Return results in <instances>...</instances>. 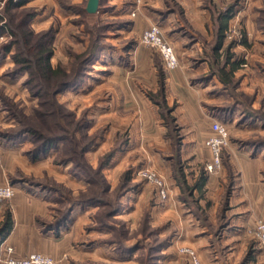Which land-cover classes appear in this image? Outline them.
I'll use <instances>...</instances> for the list:
<instances>
[{
    "label": "rangeland",
    "instance_id": "rangeland-1",
    "mask_svg": "<svg viewBox=\"0 0 264 264\" xmlns=\"http://www.w3.org/2000/svg\"><path fill=\"white\" fill-rule=\"evenodd\" d=\"M87 1L26 0L23 6L9 13H4L0 5V14L5 16L17 35V44L4 54L2 46L14 37L0 34V57L8 56V64H3L0 69V188L8 185L14 190L12 197L0 200V229L6 213L11 217L9 232L14 225L9 202L16 191L28 194L40 190L61 200L57 202L53 223L57 212L68 207L91 211L78 223L74 241L62 257L65 264H264V245L256 235L257 223L264 224V152L256 149L264 146L254 144L264 139V130L254 127L255 120L244 122L242 119L243 111L264 117L260 100L253 108V96L244 94L240 85H230L224 94L210 97L216 101L210 104L211 107H219L216 111L226 105H235L226 117L223 114L218 116L210 108V128L213 121L224 125L228 131L227 142L220 151V166L214 171L207 170L211 156L205 165L193 164L187 154L182 155V159L178 157L187 185L192 187L201 179L203 182L200 188L192 191L199 207L195 209L198 213L203 212V219L196 217L193 207L190 208L192 215L180 214L167 204V198L158 196L155 186L138 174L144 169L158 172L159 163L163 162L161 158L167 154L172 163L175 161L173 139L164 119L160 115L159 124L167 131L162 138L155 135L152 126L146 135L138 134L134 136L137 140H131L127 122L119 121L112 112L115 106L109 74L103 78L100 76L101 71H110V60L102 49L124 50L126 45L134 44L133 40L116 36L117 28L123 26L117 20L101 15L99 11L94 15L86 13ZM236 6L240 7L238 0H225L215 8L214 14L227 17L222 49L218 54L223 55L225 48L229 47L238 69L257 63L248 60L247 55L258 52L259 35L264 36V10L260 12L264 9V0L257 10L253 7L248 11L249 18L255 19L253 26L238 21H231L228 25ZM29 14L33 15L30 19L27 18ZM155 25L159 28L157 21ZM27 30L32 33L28 39L24 37ZM211 31L214 33V25ZM45 34L52 49L51 66L63 67L67 71L65 80L73 79L80 71L76 84L58 94L52 93L47 84L32 78L29 73L11 74L19 68L13 62V55L19 51L28 52L38 36ZM214 41L213 34L210 48L207 47L209 51L204 52L210 65L213 63L211 46ZM93 42L98 44L96 56L82 70L83 59L88 57ZM238 46L245 49L242 56L236 53ZM146 48L152 50L154 82L146 71L141 72L131 65L129 56H125L123 65L133 69L129 71L131 82L152 100L160 85H164L168 70L164 69L158 52ZM21 55L28 56V53ZM258 89L262 90L258 97L264 102V85H259ZM224 100L227 102H220ZM240 102L241 106L237 104ZM168 108L177 136L180 139L183 135L184 145L188 147V127L176 121L172 115L173 107ZM25 127L40 130L44 137L64 138L62 144L66 151L41 156L37 161L42 164L33 166L34 161L28 155L34 146L31 139L9 143L4 138ZM249 155L256 156L257 160L249 162ZM64 160L70 162L64 163ZM172 165L174 175L175 165ZM161 179L164 181L163 177ZM100 183L106 189L103 194L99 192ZM91 189L96 190V199L117 207L112 218H105L111 212L110 206L75 202L82 200L81 195ZM91 196L94 193L88 195ZM182 209L187 208L182 206ZM6 236L0 238V245L4 248Z\"/></svg>",
    "mask_w": 264,
    "mask_h": 264
},
{
    "label": "crops",
    "instance_id": "crops-1",
    "mask_svg": "<svg viewBox=\"0 0 264 264\" xmlns=\"http://www.w3.org/2000/svg\"><path fill=\"white\" fill-rule=\"evenodd\" d=\"M224 1L171 0L172 3H168L167 0H100L98 11L102 13L101 15L110 16L123 24L115 31L116 36L129 38L134 43L126 45L124 50L103 48V54L110 60V71H101L102 74H100L102 78L109 74L110 85H113L112 100L115 106L112 112L118 116L119 121L127 122L126 128H129L131 140H137L135 135H146L152 126L155 135L161 136V138L167 132L166 128L164 129L159 124L161 119L158 107L140 89L135 87L133 81L131 82V74H129L131 72L129 71H133V69L129 70V66L125 68L123 65L126 63V60L123 59L127 58L125 56H129L131 65H134L136 70L146 71L152 81H155L152 50L144 47L139 40L142 32L151 25H155L157 21L164 41L171 45L177 59V68L167 71L165 76L163 85L165 102L168 107H173L172 115L176 121L179 120L182 122V126L185 124L184 127H188L186 135L190 137V141H188L190 145L186 147L183 135L180 136L177 154L180 159H182V155L187 154L193 164L205 165L208 163L210 153L204 143L210 136V108L214 111L219 108L211 107L210 104H215L216 101L210 97L215 98L219 93L224 94L227 88L224 87L218 76L211 72L210 60L204 52L210 48V40L214 34L211 31L214 21L210 6L218 8ZM261 2L262 0H238L240 7L236 6L234 14L228 20V25L231 21H238L245 26H253L255 19L254 17L250 19L251 14L248 11L253 10V7L257 10ZM170 4L174 5L171 9ZM221 21L223 24L224 18H221ZM139 24L141 29H138L140 28ZM258 41L260 43V46H256L258 52L247 55V57L249 56L248 60L257 63L250 64V67H240L233 72L234 83L240 85V90L244 94L253 96V108L259 100L262 104L261 107L264 106V102L258 97L262 93L258 86L264 85V36L259 35ZM244 50V47L238 46L236 53L242 56ZM123 51L125 55H123ZM208 51L207 53H210ZM3 64H8L7 55L0 57V69L1 66H4ZM106 64L108 63L104 65ZM237 104L241 106L242 103ZM221 109L222 107L220 111H216L218 116L223 114ZM214 123L218 122L213 121L211 126ZM255 123L256 129L264 130L262 119L258 118ZM170 149L169 145L168 152ZM256 150L264 152V148ZM165 157L161 158L163 162L160 161L158 172H155L160 173L164 178L168 192L167 204L172 205L180 214L186 212L192 215L190 208L180 199L181 191L172 173V159L168 154ZM249 157H247L249 162L257 160L256 156L249 155ZM40 164H42L41 161L33 162V166ZM67 179L70 180L69 177ZM59 201L60 198H57L56 195H49L40 190H32L28 194L21 190L16 191L9 202L14 225L6 238L3 239V242H6L5 246L11 245L14 257L21 258L29 253L38 252L53 258L54 264L61 262L65 264L62 257L74 241L78 223L86 218L87 213L89 214L91 211L80 207L71 208L65 222L60 226L50 227ZM182 206L187 209L183 210ZM92 212L94 211L92 210ZM1 249L0 256H6L3 245Z\"/></svg>",
    "mask_w": 264,
    "mask_h": 264
},
{
    "label": "trees",
    "instance_id": "trees-1",
    "mask_svg": "<svg viewBox=\"0 0 264 264\" xmlns=\"http://www.w3.org/2000/svg\"><path fill=\"white\" fill-rule=\"evenodd\" d=\"M26 0H0V5L3 6V12L9 13L10 10L14 8L21 7L25 4ZM168 3H172L171 0H167ZM171 7H174V5L170 4ZM215 7L213 5L210 6V12L212 14V19L214 21V35H215V41L214 45L211 46V52H212V60L213 63L210 65L211 72L218 76V78L222 81L223 85L226 86V88H230V85H236L233 80V72L237 67V61H232L234 58L232 53H230V48H225V51L223 52V55L218 54L220 49H222V40H223V27H225L226 19L227 17H224V23L222 24L221 21V15L214 14ZM264 9H261L260 12H263ZM33 15L29 14L27 15V18H32ZM262 22L264 23V17H262ZM264 27H262L263 29ZM0 34H6L9 37H14V40L8 41V43H5L4 46H2V50L4 54H7L10 52V50L17 44L16 37L17 35L14 33V31L11 29L10 24L5 20V16L0 14ZM31 31L27 30V33L24 34V37L26 39L31 36ZM39 38L36 39L34 42L35 44L33 46H30L28 52L19 51L18 53H15L13 55V62L15 65H17L19 68L14 70L12 75L20 74V73H29L30 76L34 79H37L38 81H41L47 86H49V89L52 93L58 94L62 92L65 88L70 87L72 85L76 84V81H78L79 73L75 74L73 79L65 80L67 78V71L57 65L56 67H52L50 64V59L52 57V49L48 43L47 35L38 36ZM10 38V39H12ZM29 40H27L28 43ZM27 44L26 42H24ZM29 46V45H28ZM98 49V44L93 42L91 49L88 52V57L86 59H83V67L82 70L92 61V59L96 56V52ZM28 53V56L21 55V54ZM79 58V57H78ZM221 59V61H220ZM214 64V65H213ZM229 67V69H227ZM34 69V70H33ZM31 80V79H30ZM162 80V78H161ZM160 80V82H161ZM30 82V81H28ZM29 84V83H28ZM50 84V85H48ZM154 104L158 107L160 115L165 121L166 127L168 130H170L169 136L173 139V150H174V156L173 162L174 166V176L177 181L178 187L181 191L180 199L181 201L187 205L189 208L193 207L194 209L199 207L195 203L196 201L193 199L192 191L195 188H200L203 184L202 179L199 181H196V183L189 187L187 183L185 182L182 170L180 169L178 165V147L180 144V139L177 136L176 128L173 126V118L170 115V109L167 107L164 97V90L163 85H160L159 92L157 93L156 97H151ZM235 108L234 104H231L229 106L222 107L221 112H223L224 117L228 116L231 111ZM243 121L247 122L249 119L256 120L258 118L262 119L264 121L263 116H259L256 113H252L251 111H243ZM40 130L34 129L31 127H25L21 128L20 132L15 133L11 136L4 137L7 142L9 143H19L24 138H29L34 143L33 148L28 153L30 159L32 161H36L41 156H46L50 153L55 154H61L66 151L63 147V140L62 137H44L39 133ZM62 146L60 147V145ZM254 144L257 146H264V139L257 140ZM63 149V150H62ZM84 150V149H83ZM86 150V149H85ZM54 154V155H55ZM70 160V158L68 159ZM68 160H64L63 162H70ZM62 162V163H63ZM127 176H125L124 180H126ZM89 184L93 185V182H89ZM101 184V185H100ZM98 184L100 189V194L105 193L106 189L103 188V184ZM90 191V192H89ZM94 193L95 198L92 196L89 198L88 195H91ZM97 192L94 189L88 190L84 195H81L80 199L82 200H76V203L80 204H101L104 206H110L112 207L111 212L105 215V218L113 217L116 212L118 211L117 207L112 206L111 203H104L100 199H96ZM61 201V200H60ZM91 202V203H90ZM79 204V205H80ZM71 210V207H68L67 209L63 211H58L56 215V219L50 227H56L60 226L65 220L67 219L69 212ZM196 210V209H195ZM197 212V210H196ZM203 212H200L196 215L198 218H202ZM203 219V218H202ZM11 222V217L9 213H6L4 217V224L3 227L0 229V238L6 236V234L9 232V226ZM106 223V222H105Z\"/></svg>",
    "mask_w": 264,
    "mask_h": 264
},
{
    "label": "built area",
    "instance_id": "built-area-1",
    "mask_svg": "<svg viewBox=\"0 0 264 264\" xmlns=\"http://www.w3.org/2000/svg\"><path fill=\"white\" fill-rule=\"evenodd\" d=\"M140 43L145 46L154 49L161 57L164 69L173 70L177 68V59L174 54L173 48L170 44L164 41L160 30L157 26L151 25L144 30L140 36ZM228 138V131L226 127L220 123H214L211 126V135L206 139L204 145L209 150L211 156V163L207 166V170L214 171L219 168L220 151L223 146L226 145ZM139 176L156 187L158 196L162 199H166L168 196L167 188L161 177L154 171L144 169L139 171ZM14 190L10 186L0 188V200L12 197ZM256 235L264 245V224L257 223ZM6 256L0 258V264H53L50 257L42 255L37 252L29 253L27 256L17 258L13 256V250L6 246Z\"/></svg>",
    "mask_w": 264,
    "mask_h": 264
},
{
    "label": "water",
    "instance_id": "water-1",
    "mask_svg": "<svg viewBox=\"0 0 264 264\" xmlns=\"http://www.w3.org/2000/svg\"><path fill=\"white\" fill-rule=\"evenodd\" d=\"M100 0H88L85 11L89 15H94L98 12Z\"/></svg>",
    "mask_w": 264,
    "mask_h": 264
}]
</instances>
